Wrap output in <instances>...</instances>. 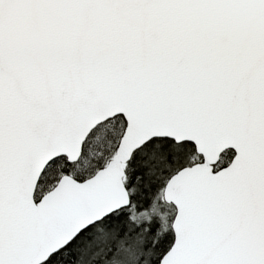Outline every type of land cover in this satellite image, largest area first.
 <instances>
[{
  "label": "snow or ice",
  "instance_id": "snow-or-ice-1",
  "mask_svg": "<svg viewBox=\"0 0 264 264\" xmlns=\"http://www.w3.org/2000/svg\"><path fill=\"white\" fill-rule=\"evenodd\" d=\"M0 264H264V0H0Z\"/></svg>",
  "mask_w": 264,
  "mask_h": 264
}]
</instances>
